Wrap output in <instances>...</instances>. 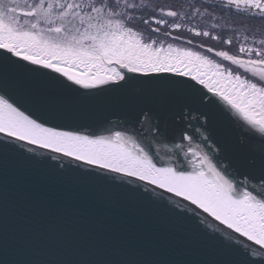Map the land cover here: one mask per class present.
Returning <instances> with one entry per match:
<instances>
[{
    "label": "snow or ice",
    "instance_id": "6c2138e0",
    "mask_svg": "<svg viewBox=\"0 0 264 264\" xmlns=\"http://www.w3.org/2000/svg\"><path fill=\"white\" fill-rule=\"evenodd\" d=\"M236 15L264 23V0H187L178 7H149L145 0H0V92L7 94H0V264H36L9 258L10 185L18 187L27 207L54 219L49 233L75 224L87 243L110 245L103 258L49 264H264V31L245 32L241 42L238 30L226 29ZM196 17L200 23L188 27L189 33L223 45H232L235 38L238 53L194 44L192 38L185 41L192 47H165L171 32L161 26L179 30L182 22ZM138 23L149 27L141 31ZM73 85L97 91L81 92ZM109 85L122 95L136 89L159 99L201 104L206 89L227 106L209 98L205 106L210 112L231 119V110L243 122L233 123L241 129L246 125V135L258 144L239 153L225 141L209 143L210 137L197 128V136L182 133L175 144L190 171L182 162L157 166L149 153L158 128L147 112L137 135L111 128L105 129L110 135L77 134L57 130L60 125L45 126L12 99L19 96L56 120L71 116L78 102L97 100ZM37 149L47 150L48 158L37 159L44 155ZM52 161H61L60 166ZM233 174L245 179L236 183ZM256 178L259 185L251 183ZM96 188L103 189L96 199L109 215L94 203L90 190ZM141 188L157 198L149 204L173 205L165 206L168 220L128 208L130 199L143 196ZM64 199H71V206H61ZM188 211L224 237L219 244L242 248L243 258L195 250L175 230ZM44 235L33 232L31 240Z\"/></svg>",
    "mask_w": 264,
    "mask_h": 264
},
{
    "label": "water",
    "instance_id": "95a60500",
    "mask_svg": "<svg viewBox=\"0 0 264 264\" xmlns=\"http://www.w3.org/2000/svg\"><path fill=\"white\" fill-rule=\"evenodd\" d=\"M73 87L79 89V86L73 85ZM197 87L199 88L201 86L197 85ZM112 88L109 87V91H106L97 100L78 102L71 116L56 120H49L47 116L31 108L19 96H14L12 99L21 110H25L26 114L31 112L34 117L38 118V121L44 120L48 126L60 125L57 128L65 130L77 129L84 133H89L92 129H101L103 126L106 127L109 124L113 125L121 121L120 119H128L127 117L130 115L147 112L151 115L153 123L158 128V131L155 132L157 145L167 135V108L181 103L204 130H201V132L206 133L210 137L211 143L215 144L217 141H225L233 150L239 153L246 152L251 144H258L257 139L250 138L247 135H245V143L249 147L241 142L239 135L241 133L246 134L249 131L246 125L241 129V127L233 123L232 117L229 119L228 115H225L223 112L218 110H212L210 112V109L205 105H207L209 98L214 99V97L210 93H207L205 89L203 91L206 93V96L204 103L201 104L198 101L194 102L190 99L174 101L159 99L152 93L136 89L129 90L126 95H122L111 91ZM79 91L87 92L97 90L79 89ZM0 93L6 95L7 98V94ZM219 105L222 106L223 104ZM230 112L231 110H229V114ZM209 115L211 116L210 121ZM135 117L138 123L144 119V117ZM258 135L259 133H256V137H259ZM159 147L164 148L161 144H159ZM37 151L44 153L43 156L36 157L37 159L48 158L47 150L37 149ZM167 156L164 155L166 159H168ZM66 161L67 159L64 158V162ZM52 163L59 167L61 161H52ZM159 164L160 166L165 165L163 162ZM240 177L243 179L244 176ZM253 182L257 183V185L260 183L258 178L253 179L251 183ZM128 187L132 186L129 185ZM90 191L95 205L103 209V215H109L110 210L104 208L101 200L96 199L103 192V189L96 188ZM140 191L143 193L142 189ZM149 199L155 200L157 198L152 193H143L142 197L130 199L127 202V206L131 210H141L149 218L168 220L170 214L166 211L165 206L170 208L173 205L165 201L163 204L153 206L148 203ZM9 200V258L31 260L35 261L36 264H49V262L65 259L103 258L107 248L110 247L108 244L94 247L87 243L84 238V232L78 231L79 226L75 224L60 225L56 231L49 233L47 231L48 227L54 222V219L51 216H42L39 210L27 207L19 194L18 187L15 185H10ZM60 203L61 206L67 207L71 206L72 201L71 199H64ZM183 215L185 218L175 224V230L186 241L190 242L195 250L215 256H227L234 261H239L243 258L244 253L242 248L235 246L226 247L219 244L218 240L224 239L222 236L207 231L206 227L201 224L190 223L191 221L186 212ZM90 228L91 225L85 229V232L90 230ZM36 231L42 232L45 235L43 238L33 242L31 235ZM71 237L75 238L70 239ZM252 258L258 259L256 257Z\"/></svg>",
    "mask_w": 264,
    "mask_h": 264
},
{
    "label": "bare ground",
    "instance_id": "6f19581e",
    "mask_svg": "<svg viewBox=\"0 0 264 264\" xmlns=\"http://www.w3.org/2000/svg\"><path fill=\"white\" fill-rule=\"evenodd\" d=\"M127 75H131V74H127ZM112 88L113 86L112 85H109V86H105V88ZM202 87V86H201ZM206 90V89H205ZM207 91V90H206ZM1 94V93H0ZM211 94V93H210ZM212 95V94H211ZM214 99H216L217 100V102L219 103V104H223V102L222 101H219L218 100V98H216V97H214ZM223 107H227L226 105H222ZM135 116H137V117H144L143 116V114L142 113H140V114H135V115H130L129 117H127L128 119L130 118L131 119V121H130V125H132L131 126V128H138L137 126L139 125V129H141V125H140V123H138V121H137V119H136V117ZM143 119V118H142ZM121 121H119V122H125L126 121V118L125 119H120ZM39 122V121H38ZM116 123H118V122H116ZM115 124V123H114ZM45 126H48V125H46L45 124ZM106 127H108V128H111L113 131H121L120 130V128H119V126H115V125H113L112 126V124H109V125H106ZM102 128H105V127H102ZM107 128V129H108ZM181 128V129H180ZM185 128H187V129H185ZM197 128H200V130H202V131H204L202 128H201V126L195 121V119L188 113V111L182 106V104L181 103H178V104H176V105H173V106H170V107H168L167 108V135L161 140V142H160V144L161 145H163V149L164 150H167V149H169V148H172L173 149V151L172 152H169L168 150L167 151H165L164 152V154H162V153H159L160 154V156H163L162 158L164 159H166V157H164V155H170L171 157L170 158H173L174 160H176V162L177 161H180V159L183 157L182 156V154H179V152H178V150H176L175 149V145L174 144H176V142L174 143V142H172L173 141V136L175 137V135L176 136H178L179 134L177 133L179 130H181L182 131V133L183 132H185V133H190V132H193V130L195 131ZM185 129V130H184ZM57 130H59V131H74V132H76L77 134H87V133H84V132H81V131H79V130H77V129H75V130H65V129H59V128H57ZM100 130V129H99ZM142 130V129H141ZM146 130V128L145 129H143V131H145ZM106 133H107V135H110L111 133L110 132H108V131H106ZM180 133V132H179ZM181 134V133H180ZM206 134V133H205ZM180 136V135H179ZM178 138V137H177ZM239 138H240V140H241V136H239ZM241 142L242 143H244L242 140H241ZM174 143V144H173ZM245 144V143H244ZM246 146H248V144H245ZM166 147V148H165ZM249 147V146H248ZM66 159H68V158H66ZM167 160V159H166ZM168 160H170V159H168ZM156 164H157V166H160V164L159 163H161V162H159V161H155V160H153ZM163 163H165V162H163ZM174 164H171L172 166H176L175 165V162H173ZM169 163H165V165L164 166H167ZM116 182H118V181H116ZM138 183H142V182H138ZM130 186H132V185H130ZM133 187V186H132ZM151 187V186H150ZM142 189V188H141ZM143 190V189H142ZM156 191H162V190H159V189H157ZM166 195H170V194H166ZM174 199H180V198H174ZM167 202V201H166ZM168 203V202H167ZM184 203H187V202H184ZM192 208H194L195 206H191ZM197 211L198 212H201V214H202V216H204V217H207V214H205V213H202V210H199V209H197ZM187 213V215L189 216H187L189 219H190V223H198V224H201V223H199V217H195V216H192V213L190 212V211H188V212H186ZM207 219H209V220H212V218L211 217H207ZM214 224H219V222L218 221H212ZM201 225H203V226H205L206 227V229H207V231H211V232H213V233H215V234H217V235H220V236H222L219 232H214V230L212 229V228H210V227H207L206 225H204V224H201ZM221 228H224V226H220ZM225 231H230V230H227V229H225ZM234 235H237V234H234ZM223 237V236H222ZM224 238V237H223ZM241 240H244V238H240ZM248 243H250V242H248ZM258 247V246H257ZM256 258H258V257H256ZM259 259V258H258Z\"/></svg>",
    "mask_w": 264,
    "mask_h": 264
},
{
    "label": "trees",
    "instance_id": "16d2710c",
    "mask_svg": "<svg viewBox=\"0 0 264 264\" xmlns=\"http://www.w3.org/2000/svg\"><path fill=\"white\" fill-rule=\"evenodd\" d=\"M137 2H139V0H137ZM145 2L147 4H149V7H151V5H153V4H156V5H175L178 7L180 4L186 5L187 0H145ZM158 11H159V9L157 8V12ZM233 11H235V10H233ZM212 22L213 21H211V20L207 21L208 24H211ZM182 23L184 24V26L179 30L166 29L164 26H161V31L167 30V31L171 32V36H177V35L180 36V39L178 41L172 40L175 44H178L180 46L192 47V45H187L185 43V41L188 38H192L194 41V44L203 43V41L214 42V40H212L210 38L194 37L191 33H189L187 31L188 27H192V26L200 23V17H196V19L194 21H192V23H187V22H182ZM135 27H137L141 31H144L145 29H148L149 26L144 25L142 23H138L135 25ZM226 29L238 30V35H239L240 41L242 42L243 35L245 34V32L252 33V32L264 31V23L253 21L250 18H248L247 15H236L229 20V24L226 25ZM216 31L219 32L220 29H217ZM213 34H215V32ZM204 45H205V47L208 46L207 44H204ZM224 46L227 48L226 50L231 49L233 52L238 53V45L235 42V38H234V42L232 45H224Z\"/></svg>",
    "mask_w": 264,
    "mask_h": 264
},
{
    "label": "rangeland",
    "instance_id": "374dc122",
    "mask_svg": "<svg viewBox=\"0 0 264 264\" xmlns=\"http://www.w3.org/2000/svg\"><path fill=\"white\" fill-rule=\"evenodd\" d=\"M153 27H155V25H152ZM172 37L173 36H169V37H167L166 39H165V47L167 46V43H174L172 40ZM203 44H207L208 46H212V47H214V49L215 50H226L227 48L224 46V45H222V44H220L218 41H215L214 40V42H212V41H203ZM174 45L175 46H177V47H185V46H180V45H178V44H175L174 43ZM224 48V49H223ZM230 54H233V51H230ZM225 64H227L228 62H224ZM230 115H231V117L233 118V120H237V121H239V117H236L235 116V114L234 113H231L230 112ZM130 121H131V119H126V121L124 122H118V123H115V124H113V125H115L116 127L117 126H119V128H120V130L121 131H125L126 132V134H134V135H137V134H139L142 130L141 129H139L140 127H139V125L137 126L138 128H131V126L132 125H130ZM241 124H243V122L242 121H239ZM112 125V126H113ZM104 127V126H103ZM247 127V126H246ZM108 127H105V128H101L100 130L97 128V129H92V130H90V132L89 133H97V134H102V135H107V133H106V131H105V129H107ZM132 129H135V132L133 133L132 132ZM181 129V128H180ZM185 129H187V128H185ZM184 129V130H185ZM181 134H180V133ZM89 133H87V134H89ZM179 135L178 136H176L175 135V137L173 136V141L172 142H176V143H179V142H181V135H182V131L181 130H179L178 132H177ZM183 133H185V132H183ZM191 134H193L194 136H197L198 134L193 130V132H190ZM245 133H241L239 136H241V137H244V139H243V142L245 143V141H246V139H245ZM260 135V134H259ZM258 135V136H259ZM178 137V138H177ZM252 141H253V139H251ZM139 142V141H138ZM173 143V144H174ZM184 143H187L186 141H184ZM209 143H211V141H210V139H209ZM153 144H154V147L152 148V150L150 151V155L152 156V158H153V160H155V161H160V162H165V163H169V164H174L173 162H175V165L176 166H178L181 162L182 163H184V165H185V168H186V170H191L190 168H187V164H186V161H184L183 160V157L180 159V161H177L176 162V160H174L173 158H170L171 156L170 155H168L167 157H168V159H170V160H165V159H163L162 157L163 156H160V154L159 155H156V148H159V153H162V154H164V152L165 151H167V150H163L162 148H160L159 147V144L157 145V143H156V140L154 139L153 140ZM162 144V143H161ZM246 144V143H245ZM175 145V144H174ZM162 146V145H161ZM166 148V147H165ZM175 166V167H176ZM229 171H231V170H229ZM233 176H234V181L236 182V183H239L241 180H244L245 179V177H243V179L239 176V175H236V174H233ZM253 184H257V183H254L253 182Z\"/></svg>",
    "mask_w": 264,
    "mask_h": 264
}]
</instances>
